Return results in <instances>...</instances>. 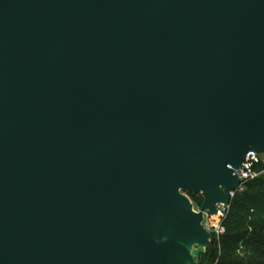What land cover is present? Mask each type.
Returning <instances> with one entry per match:
<instances>
[{
  "label": "water",
  "instance_id": "95a60500",
  "mask_svg": "<svg viewBox=\"0 0 264 264\" xmlns=\"http://www.w3.org/2000/svg\"><path fill=\"white\" fill-rule=\"evenodd\" d=\"M250 152L264 0H0V264H198Z\"/></svg>",
  "mask_w": 264,
  "mask_h": 264
},
{
  "label": "trees",
  "instance_id": "16d2710c",
  "mask_svg": "<svg viewBox=\"0 0 264 264\" xmlns=\"http://www.w3.org/2000/svg\"><path fill=\"white\" fill-rule=\"evenodd\" d=\"M256 170H264L259 162ZM198 208L199 194H187ZM224 232L211 236V247L200 254L198 264H264V173L248 180L236 192L221 219Z\"/></svg>",
  "mask_w": 264,
  "mask_h": 264
},
{
  "label": "built area",
  "instance_id": "2783aa9c",
  "mask_svg": "<svg viewBox=\"0 0 264 264\" xmlns=\"http://www.w3.org/2000/svg\"><path fill=\"white\" fill-rule=\"evenodd\" d=\"M259 162L260 161L255 153L250 152L246 155L242 169L235 173L239 180V185L236 189L227 191L230 199L233 198L236 192H240L243 190V185L246 181L255 179L259 175L264 173V170L258 171L255 169ZM228 207L229 206L219 205L217 206V214L215 216H210L208 214L204 215V226L214 238H218L224 232V228L221 226V219L223 218ZM194 210L197 211L198 208H194Z\"/></svg>",
  "mask_w": 264,
  "mask_h": 264
}]
</instances>
